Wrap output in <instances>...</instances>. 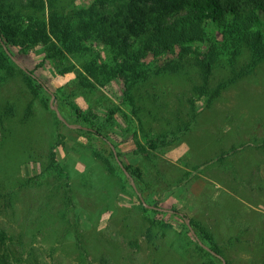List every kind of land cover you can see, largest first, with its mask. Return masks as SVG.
<instances>
[{
    "label": "rangeland",
    "instance_id": "obj_1",
    "mask_svg": "<svg viewBox=\"0 0 264 264\" xmlns=\"http://www.w3.org/2000/svg\"><path fill=\"white\" fill-rule=\"evenodd\" d=\"M9 50L46 87L34 96L16 62V74L0 87V103L16 106L6 130L0 129V194L12 192L13 202L0 197V253L10 264H202L190 218L210 229L224 259L264 264V149L256 147L264 139V62L212 104L196 99V117L180 132L176 113L189 119L193 96L184 78H151L140 90L136 114L118 77L104 76L94 89L79 83L84 57L52 59L41 45ZM182 60L198 81L192 56ZM156 61L150 55L146 63L153 68ZM226 75L216 69L213 84ZM52 95L68 123L84 126L69 106L74 103L103 120L104 135L61 121L50 106ZM112 108L117 113L110 123L105 120ZM171 131H177L173 141ZM164 132L167 145L140 150L146 135ZM54 143L62 176L44 170ZM112 146L123 164L141 167V180L127 170L136 187L124 170L110 173L98 156L120 166ZM67 181L73 196L68 208ZM141 198L165 210L145 212Z\"/></svg>",
    "mask_w": 264,
    "mask_h": 264
},
{
    "label": "trees",
    "instance_id": "obj_2",
    "mask_svg": "<svg viewBox=\"0 0 264 264\" xmlns=\"http://www.w3.org/2000/svg\"><path fill=\"white\" fill-rule=\"evenodd\" d=\"M75 1L0 0V87L19 69L4 45L22 52L41 45L52 59L70 55L84 57L79 83L86 89H94L104 76L118 77L124 84V100L136 114L141 108L138 102L143 98L140 90L151 78L178 76L189 82L193 94L187 100L189 119L184 120L180 111L176 113L177 131L182 132L196 117V99L212 104L226 89L253 74L264 62V0H91L88 5H75ZM202 44L203 49L199 46ZM97 47L103 48L104 57ZM150 55L157 60L153 68L146 63ZM187 55L192 56L198 81L182 60ZM163 56H167V61L157 63ZM216 69L227 75L213 84ZM20 71L34 96L45 91L34 70ZM69 106L88 127H79V131L104 135V123L97 114L84 113L74 103ZM31 109L29 103L25 119L31 115ZM116 113L117 109L112 108L105 121L113 123ZM15 115L16 106L0 103V129L5 131V121ZM177 131L170 132L171 141L177 138ZM168 135V132L146 135V144L138 143L140 150L147 153L167 145ZM57 146L54 143L50 147L44 170L62 176L64 170L57 160ZM256 147L264 149V139ZM98 156L110 173L123 172L111 158L100 153ZM124 165L132 176L143 178L140 166ZM65 178L68 180L70 176L66 174ZM63 188L68 208L73 197L69 181ZM1 196L9 197V204H13L12 192ZM142 209L160 212L144 204ZM66 213L67 209L64 216ZM190 224L197 237L210 248L196 243L203 254L202 264H222L219 255L224 256V252L214 234L198 220L190 218ZM7 256L0 253V264H10Z\"/></svg>",
    "mask_w": 264,
    "mask_h": 264
},
{
    "label": "water",
    "instance_id": "obj_3",
    "mask_svg": "<svg viewBox=\"0 0 264 264\" xmlns=\"http://www.w3.org/2000/svg\"><path fill=\"white\" fill-rule=\"evenodd\" d=\"M4 48H5V50L7 51V53L13 58V60H14L18 65H20V67H22V69H24L25 71H28V69H27L23 64H21L20 60L17 59V58L11 53V51L9 50V48H8L6 45H4ZM50 106H51V108H52L53 110L56 111L58 118H59L61 121H63L64 123L68 124L70 127H72V128H79V127L81 128V127H84V126H81V125L70 124V123L67 122V120L65 119V117L62 115V113H61L59 107L55 104V96H54V95H52V98H51V100H50ZM84 128H85V127H84ZM112 148H113L114 154H115V156H116V158H117V160H118L120 166L122 167V169L124 170V172L126 173V175L132 179V184H133V186L136 187L135 181L133 180V178L131 177V175H130L129 172L127 171V169H126L125 165L123 164V162L120 161V159H119V157H118V155H117V152H116L114 146H112ZM141 199H142L144 205L147 206V207H149V208H157V209H159V210H165V209H163V208H161V207H158V206H155V205H150V204L146 203V202L144 201L143 198H141ZM187 224H188V226H189L191 232L193 233V235H194V236L196 237V239L199 241V243H200L202 246H204L206 249L210 250V248H209L208 246H206V245H205V244H204V243H203V242L197 237V235H196L194 229L192 228V226H191L189 220L187 221ZM212 252H213L214 254H216V255H219V254H217V253L214 252V251H212ZM219 257L223 260V264H226L225 259H224L221 255H219Z\"/></svg>",
    "mask_w": 264,
    "mask_h": 264
}]
</instances>
